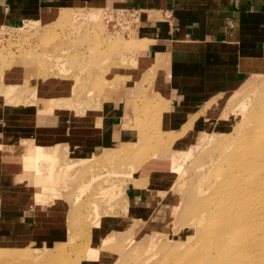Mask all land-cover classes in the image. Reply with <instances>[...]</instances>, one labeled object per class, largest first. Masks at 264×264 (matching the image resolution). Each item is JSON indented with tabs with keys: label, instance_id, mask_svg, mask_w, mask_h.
I'll return each instance as SVG.
<instances>
[{
	"label": "rangeland",
	"instance_id": "rangeland-1",
	"mask_svg": "<svg viewBox=\"0 0 264 264\" xmlns=\"http://www.w3.org/2000/svg\"><path fill=\"white\" fill-rule=\"evenodd\" d=\"M71 7L51 20L0 24V153L33 145L38 156L27 172L21 160L13 181L32 201L28 226L11 227L0 213V264H174L171 250L183 241L195 249L205 235L203 225L190 226L199 202L221 196L211 169L250 165L242 153L264 125V73L209 101L175 103L153 71L160 58L141 66L148 39L136 10ZM49 78L70 91L39 97L35 86ZM122 95L133 105L131 126L105 149L103 105ZM11 130L9 152L1 144ZM146 188L162 197L138 207L132 191ZM94 247L99 260L87 259Z\"/></svg>",
	"mask_w": 264,
	"mask_h": 264
},
{
	"label": "crops",
	"instance_id": "crops-1",
	"mask_svg": "<svg viewBox=\"0 0 264 264\" xmlns=\"http://www.w3.org/2000/svg\"><path fill=\"white\" fill-rule=\"evenodd\" d=\"M77 4L138 12V32L148 39L138 51L141 66L149 69L143 63L160 58L153 71H159L175 103L209 101L238 90L250 75L264 73V0H0V24L51 20ZM38 85L39 97L71 89L67 82L53 78ZM124 97L110 98L103 105L100 144L105 149L123 141L122 125L133 107ZM20 156L0 153V213L16 229L28 226L33 207L13 185L22 168ZM7 186L10 189L3 190ZM132 193L136 206L142 208L161 198L156 188Z\"/></svg>",
	"mask_w": 264,
	"mask_h": 264
},
{
	"label": "bare ground",
	"instance_id": "bare-ground-1",
	"mask_svg": "<svg viewBox=\"0 0 264 264\" xmlns=\"http://www.w3.org/2000/svg\"><path fill=\"white\" fill-rule=\"evenodd\" d=\"M51 106L53 107V105ZM144 113L147 116L150 115L148 110H145ZM58 114H67V112L60 110ZM130 120V118L125 119L122 125V138L126 137L125 133L131 126ZM58 121H60L59 117ZM258 132H260L258 138L256 139L257 135L254 137L256 143L242 153L246 158H249L247 163L250 165L240 164L238 167L230 161L231 166L229 164L222 175H219L216 169H211L210 174L217 177L214 189L221 196L211 198L209 202L207 200L200 201L197 216L194 215L190 223V226L192 224L199 227L203 225L206 229L205 235L202 239L199 238L200 242L196 244L195 249H189L190 242L183 241L186 243L185 245L177 247L174 252L169 250L172 253V263L264 264V155H255L256 150L253 149L256 147L264 150V143H259L260 139H264V125L260 126ZM12 135L13 131L11 130L9 137L3 139V144H1L9 152H12L14 142ZM32 146L29 145V148L21 153V160L26 167L24 168L26 172L31 171V167L34 168L38 162V156L33 154L36 151ZM235 154L239 153L235 151L232 155ZM40 156H43V153ZM32 162L35 165H31ZM161 210L163 209L160 208L159 211ZM256 217L258 220L254 221ZM188 221L187 223H189ZM98 224L100 225L99 222ZM196 229L199 231V228ZM96 234L101 237L100 230L97 229ZM182 249L184 251H180ZM98 251L100 249L97 247L88 251L87 259L99 260L101 254L99 256ZM255 253L258 256H255Z\"/></svg>",
	"mask_w": 264,
	"mask_h": 264
}]
</instances>
